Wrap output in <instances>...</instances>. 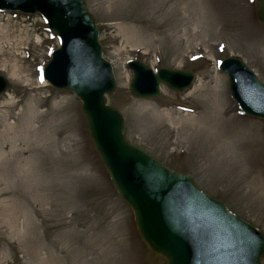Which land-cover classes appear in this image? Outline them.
Here are the masks:
<instances>
[{
	"label": "rangeland",
	"instance_id": "374dc122",
	"mask_svg": "<svg viewBox=\"0 0 264 264\" xmlns=\"http://www.w3.org/2000/svg\"><path fill=\"white\" fill-rule=\"evenodd\" d=\"M84 1L100 29L103 57L113 64L116 88L106 100L124 115L127 138L191 174L264 233V120L239 109L219 69L221 60L237 56L264 82L260 0ZM58 45L41 14L0 11V74L9 82L0 95V264H166L113 185L81 99L43 86V68ZM132 59L154 69H191L196 78L188 91L162 85L159 96L137 98L129 88ZM31 109L39 115L35 125L49 123L50 138L60 142L51 152L30 146L19 129ZM9 122L21 135L14 145L17 134H3ZM17 154L31 165L3 164Z\"/></svg>",
	"mask_w": 264,
	"mask_h": 264
},
{
	"label": "water",
	"instance_id": "95a60500",
	"mask_svg": "<svg viewBox=\"0 0 264 264\" xmlns=\"http://www.w3.org/2000/svg\"><path fill=\"white\" fill-rule=\"evenodd\" d=\"M1 10L41 13L61 46L43 76L53 88L81 99L89 134L120 196L132 208L148 248L166 264H263L264 233L202 189L189 173L176 171L126 136L122 112L107 103L115 91L111 61L103 57L100 30L84 0H0ZM258 17L264 25V0ZM130 92L137 98L160 95L162 85L188 90L191 69L168 66L156 71L145 62H128ZM220 68L229 75L232 98L247 114L264 119V82L240 58L228 56ZM9 82L0 74V95Z\"/></svg>",
	"mask_w": 264,
	"mask_h": 264
},
{
	"label": "bare ground",
	"instance_id": "6f19581e",
	"mask_svg": "<svg viewBox=\"0 0 264 264\" xmlns=\"http://www.w3.org/2000/svg\"><path fill=\"white\" fill-rule=\"evenodd\" d=\"M14 68H17V65H14ZM48 80H44V84L43 86L48 84ZM33 109V108H32ZM32 109L30 111L31 114H28L26 116H24V120H23V125L19 128L20 130H24L27 140H28V144L30 146L35 145V148H44V152H51L52 149L57 148V146L60 144V142L58 140H54L52 138H50L49 136V132L50 135L52 134V131L49 130V123H45L43 124L41 127H39L38 125H35V120L39 117L38 114H35V110L32 113ZM2 120H6L5 115L2 116ZM6 125V132H3L4 136L6 135H10L11 133H16V128L12 123H5ZM17 127V125H16ZM2 133V132H0ZM17 136H15V140H13L12 145H14V143L16 142L18 136L20 135L19 133H16ZM21 137V135L19 136ZM63 151V150H62ZM19 152V151H18ZM1 151H0V157H1ZM19 154H17L13 160L8 161L5 160L3 162V164H5L6 166H10L12 163L13 165H19V164H24L27 163V166L31 165L30 160H28V158H21L19 160ZM28 161V162H27Z\"/></svg>",
	"mask_w": 264,
	"mask_h": 264
}]
</instances>
